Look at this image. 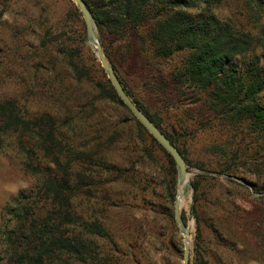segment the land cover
Returning <instances> with one entry per match:
<instances>
[{
    "label": "trees",
    "instance_id": "1",
    "mask_svg": "<svg viewBox=\"0 0 264 264\" xmlns=\"http://www.w3.org/2000/svg\"><path fill=\"white\" fill-rule=\"evenodd\" d=\"M82 1L96 26L103 55L122 89L178 150L186 166H191L189 154L187 159L175 130L163 129L154 104L190 90L197 96L198 105L183 110L179 128L192 136L215 134L216 139L202 145L205 154L223 163L214 172L236 176L242 162L249 164L247 169L252 174H264V0H234L240 12L258 25L256 32L221 15L218 4L222 0ZM72 6L84 33L81 14ZM55 29H46L41 46H55L75 82L91 81L88 70L76 58L78 49L64 43L63 31ZM127 57L137 58L152 71L146 98L135 96L119 76L116 62ZM161 63L168 65L164 74L159 68ZM91 82L96 99L116 102L129 111L107 79ZM24 101H0V152L15 148L22 157V172L38 180L35 186L19 190L2 211L0 264H110L105 244L95 239L110 241L108 229L95 217L83 219L73 202L78 194L88 195L91 188L124 177L123 170L114 167L104 154L118 134L112 131L92 137L93 144L85 142L77 148L68 137L73 118L60 121L48 112L31 114ZM134 122L163 152L164 193L171 203L174 162L135 118ZM199 178L205 176L197 174L189 182L194 193ZM250 185L258 198L264 199V186ZM192 214L197 220L193 207ZM247 215L244 230L256 229V234L263 236L260 220L255 225L257 219ZM193 252L194 264H202L196 244Z\"/></svg>",
    "mask_w": 264,
    "mask_h": 264
},
{
    "label": "rangeland",
    "instance_id": "2",
    "mask_svg": "<svg viewBox=\"0 0 264 264\" xmlns=\"http://www.w3.org/2000/svg\"><path fill=\"white\" fill-rule=\"evenodd\" d=\"M72 4L76 7L71 0H0V101L25 99L24 107L31 114L48 112L60 121L73 118L68 137L77 148L115 131L118 137L104 154L114 167L123 170L124 177L91 188L88 195L78 194L74 209L83 219L90 221L95 217L108 229L110 241L95 239L105 244L110 264H181L182 236L174 223L173 201L169 203L164 193L163 152L138 130L129 111L116 102L96 99L91 81L107 78L85 44V27L83 33ZM238 4L222 0L218 11L235 24L239 21L256 32L258 25L240 12ZM49 26L63 31L64 43L78 49L76 58L88 70L91 81L75 82L55 46H41ZM116 64L130 91L146 98L152 71L132 57L120 59ZM159 68L164 74L168 65L161 63ZM196 101L197 96L188 90L167 102L154 104L161 114L163 129H172L173 133L175 130L187 159L189 154L187 182L197 174L205 176L198 179L195 193L190 187L183 192L179 207L183 222H190L188 264L195 263L194 244L202 264H264V233L260 236L256 229L246 232L242 227L250 213L257 219L255 225L261 222L259 232H264V199H259L250 185L251 182L256 184L255 188L263 187L264 174L260 171L252 174L247 169L249 164L242 162H238L239 172L232 178L214 172L223 163L205 154L202 145L216 139L215 134L192 136L193 133L179 128L180 114L184 109H195ZM21 162L15 148L7 147L0 152V222L12 197L37 183L36 176L22 172ZM191 206L197 211V220L190 215Z\"/></svg>",
    "mask_w": 264,
    "mask_h": 264
},
{
    "label": "water",
    "instance_id": "3",
    "mask_svg": "<svg viewBox=\"0 0 264 264\" xmlns=\"http://www.w3.org/2000/svg\"><path fill=\"white\" fill-rule=\"evenodd\" d=\"M79 10L85 27V44L92 51L94 56L102 68L105 76L112 86L115 94L119 100L126 106L132 116L139 122V124L147 131V133L158 143L172 158L176 169L175 181V198L173 200V219L177 227L178 233L182 236V260L181 264H188L189 261V225L190 222L184 223L180 217L179 207L180 198L183 192L189 188L187 178L189 172L187 171L186 164L183 157L178 150L168 141V139L161 133V131L135 106V104L126 95L117 79L112 67L105 59L102 47L98 40L96 26L90 15L89 10L82 0H71ZM227 178H232L227 176ZM239 181V180H238ZM244 185L250 187L248 184L239 181ZM190 215L192 217V206L190 207Z\"/></svg>",
    "mask_w": 264,
    "mask_h": 264
},
{
    "label": "bare ground",
    "instance_id": "4",
    "mask_svg": "<svg viewBox=\"0 0 264 264\" xmlns=\"http://www.w3.org/2000/svg\"><path fill=\"white\" fill-rule=\"evenodd\" d=\"M182 200H183V196L180 198V204L182 203Z\"/></svg>",
    "mask_w": 264,
    "mask_h": 264
}]
</instances>
